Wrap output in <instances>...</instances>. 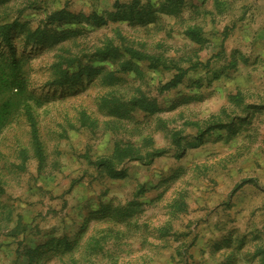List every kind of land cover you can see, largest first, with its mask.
Returning a JSON list of instances; mask_svg holds the SVG:
<instances>
[{"label":"rangeland","instance_id":"rangeland-1","mask_svg":"<svg viewBox=\"0 0 264 264\" xmlns=\"http://www.w3.org/2000/svg\"><path fill=\"white\" fill-rule=\"evenodd\" d=\"M4 23L0 264H264V0H0Z\"/></svg>","mask_w":264,"mask_h":264},{"label":"trees","instance_id":"trees-1","mask_svg":"<svg viewBox=\"0 0 264 264\" xmlns=\"http://www.w3.org/2000/svg\"><path fill=\"white\" fill-rule=\"evenodd\" d=\"M53 17L55 18H58V19H62V18H66V17H72L73 18V15L72 14H68L66 13L64 10H59V11H56L54 14H53ZM16 27V24L15 23H4L2 25H0V30L2 31V35H3V39L4 41H6V43L8 45L11 46V36H10V32H11V29L15 28ZM36 37H37V40L35 42V44H39L41 43L42 41H45V38L43 39V36H44V31L41 30L40 28H37L36 31H34ZM13 49V47H12ZM14 69H13V73L12 72H8L4 69H0V81H3L5 83H8V81L12 84V86H14L13 88H18V81H20V78H18L15 74V77H14V73L17 72V69H18V66H16L15 64L13 65ZM8 74L11 75L9 78H8ZM185 74V72H180V74H176L174 75V77L170 80V82H178L182 76ZM14 77V78H13ZM30 120H31V125H32V132L34 135H36V128H35V124H34V121L33 119L30 117ZM1 122V120H0Z\"/></svg>","mask_w":264,"mask_h":264}]
</instances>
